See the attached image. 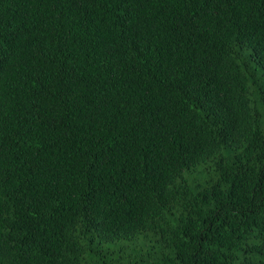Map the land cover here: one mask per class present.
I'll return each instance as SVG.
<instances>
[{"label":"trees","instance_id":"1","mask_svg":"<svg viewBox=\"0 0 264 264\" xmlns=\"http://www.w3.org/2000/svg\"><path fill=\"white\" fill-rule=\"evenodd\" d=\"M0 264H264V0H0Z\"/></svg>","mask_w":264,"mask_h":264}]
</instances>
